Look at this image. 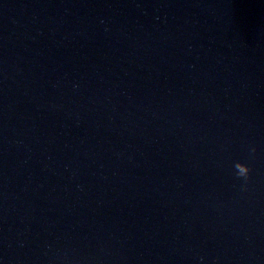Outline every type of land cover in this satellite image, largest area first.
<instances>
[{
    "label": "water",
    "instance_id": "obj_1",
    "mask_svg": "<svg viewBox=\"0 0 264 264\" xmlns=\"http://www.w3.org/2000/svg\"><path fill=\"white\" fill-rule=\"evenodd\" d=\"M0 249L264 264V0H0Z\"/></svg>",
    "mask_w": 264,
    "mask_h": 264
},
{
    "label": "clouds",
    "instance_id": "obj_2",
    "mask_svg": "<svg viewBox=\"0 0 264 264\" xmlns=\"http://www.w3.org/2000/svg\"><path fill=\"white\" fill-rule=\"evenodd\" d=\"M251 151L254 152L255 148H252ZM234 170H235V175L237 177L243 178L245 181L248 179L250 173V167L247 163L237 160L234 163Z\"/></svg>",
    "mask_w": 264,
    "mask_h": 264
}]
</instances>
